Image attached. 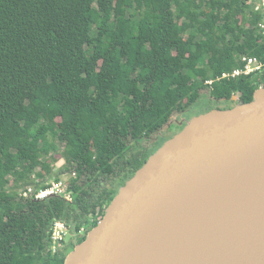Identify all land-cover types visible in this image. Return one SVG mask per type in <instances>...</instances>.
Returning <instances> with one entry per match:
<instances>
[{"label":"trees","instance_id":"obj_1","mask_svg":"<svg viewBox=\"0 0 264 264\" xmlns=\"http://www.w3.org/2000/svg\"><path fill=\"white\" fill-rule=\"evenodd\" d=\"M250 1L0 0V264H64L85 235L54 252L55 221L94 227L186 124L172 129L174 115L253 99L264 73L206 85L242 54L264 58ZM57 141L77 171L72 199L24 197L49 185ZM102 177L110 185L92 191Z\"/></svg>","mask_w":264,"mask_h":264},{"label":"water","instance_id":"obj_2","mask_svg":"<svg viewBox=\"0 0 264 264\" xmlns=\"http://www.w3.org/2000/svg\"><path fill=\"white\" fill-rule=\"evenodd\" d=\"M186 121L64 264H264V86Z\"/></svg>","mask_w":264,"mask_h":264},{"label":"built area","instance_id":"obj_3","mask_svg":"<svg viewBox=\"0 0 264 264\" xmlns=\"http://www.w3.org/2000/svg\"><path fill=\"white\" fill-rule=\"evenodd\" d=\"M252 6L260 14V18L257 22V30L262 35L264 40V0H251ZM239 60L241 65L234 68L231 71H225L218 75L216 78H209L206 80V85L212 87L215 81L221 80H234L241 76L255 77L262 75L264 73V58L256 55L242 54ZM24 197L33 196L38 199L45 198L49 195H61L67 199H72V194L68 191V186L61 179H53L50 181L49 185L45 188H41L37 191L33 190L32 187H27L22 191ZM70 226L64 220H57L53 224L52 231V242L51 249L56 252L59 248L57 245L61 246V242L65 241L66 236L69 235ZM86 227H82L78 233L84 236L87 234ZM77 233V234H78Z\"/></svg>","mask_w":264,"mask_h":264},{"label":"rangeland","instance_id":"obj_4","mask_svg":"<svg viewBox=\"0 0 264 264\" xmlns=\"http://www.w3.org/2000/svg\"><path fill=\"white\" fill-rule=\"evenodd\" d=\"M261 75V74H260ZM259 76V75H258ZM260 77H262V75L260 76ZM235 104H236V102H235ZM235 104H233V106L235 105ZM202 106V105H201ZM177 119H179V118H177V116L176 115H174L173 116V120L174 121H177ZM52 134H50V137H52L51 136ZM57 144H58V146H59V151L56 153V155H57V159H58V161H56V162H54V166H53V174H52V178H50V181H52L53 180V178L55 177L54 175L56 174L57 176H59V179H61L64 183H65V185L66 186H68V183H69V181H71V180H73L76 176H77V171L74 169V167L72 166L73 164H72V162H70L69 160H67L65 157H64V155H62L61 153H62V151H63V149H64V145L60 142V141H57ZM135 144H136V142H135ZM135 146L131 149V150H129V152L126 154V157L125 158H127L128 156H130V154L132 153V152H134V150H135ZM62 156V157H61ZM59 172L61 173V174H59ZM48 178V177H47ZM107 182H104V184L103 183H101V184H103L102 185V188L104 187V186H107L108 184H109V182L108 181H110V180H106ZM110 185V184H109ZM93 187V186H92ZM91 187V188H92ZM78 231L77 232H72L71 230H70V232H69V235L68 236H66V238H65V242H66V245H68L69 244V242L71 241L72 243H77V241H78V239L79 238H81V237H83V236H81L82 234H80V233H78ZM85 237H86V235H85ZM75 241V242H74ZM65 242H64V246H66L65 245ZM64 246H60L59 244L57 245V248H59V249H62V247H64ZM65 248H67V246L65 247ZM69 253V252H68ZM67 253V254H68Z\"/></svg>","mask_w":264,"mask_h":264},{"label":"flooded vegetation","instance_id":"obj_5","mask_svg":"<svg viewBox=\"0 0 264 264\" xmlns=\"http://www.w3.org/2000/svg\"><path fill=\"white\" fill-rule=\"evenodd\" d=\"M214 103V102H213ZM188 110L189 109H186L185 111H181L182 112V117H181V119H177V121H174V120H171V123H169V125H171V126H173V123H174V126L172 127V129H177L178 128V126H181V125H183V124H185L186 123V121L187 120H189V117H188ZM175 124H176V126H175ZM184 126V125H183ZM134 145H135V147H136V152L141 148V145H142V143H141V140H136V144L134 143ZM107 177H102L101 179L103 180V184H104V182H106V179ZM108 179V178H107ZM103 184H99V183H97V182H95V183H93V187H92V191H96V192H98V191H100V190H102L103 188H102V185ZM75 242V241H74ZM72 242L70 241L69 242V244H71ZM68 244V245H69Z\"/></svg>","mask_w":264,"mask_h":264}]
</instances>
